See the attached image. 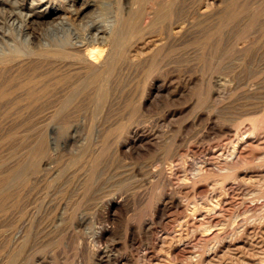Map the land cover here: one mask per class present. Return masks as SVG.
<instances>
[{
	"label": "rangeland",
	"instance_id": "obj_1",
	"mask_svg": "<svg viewBox=\"0 0 264 264\" xmlns=\"http://www.w3.org/2000/svg\"><path fill=\"white\" fill-rule=\"evenodd\" d=\"M155 1L156 3H158L160 0H95L94 5L85 7L88 13H92L95 10L98 11V19L101 20L100 22L110 23L111 19L113 27H117L113 32L114 37V34L117 33L115 38L116 40L113 38L114 41H110L109 43V45L112 46L111 50L113 49L111 60L113 57H117L115 59L113 58V63L114 61H117L116 68L113 70V75H111L112 72L109 75L106 74L105 79L109 77L110 82L113 81L112 79L116 80L115 83H120V88L117 90H111L110 95H108L109 91H106L105 93L96 91L93 88V85L94 87L96 85L98 86V83L91 82L90 79L88 80L89 75H86V77H84V74L80 76L79 80H83V78H86L87 80L85 81H90L91 84L88 82L85 88H81L82 90L79 89V86L76 88H67V83L65 85L67 89L64 87L59 89L60 91L57 90L53 83L54 79L51 78L48 74L46 75L47 70L45 69H48L47 64L40 63L39 59L38 62L30 66H25L17 71H12L14 73H11L10 70H5L0 67V264H119L116 261L117 257L120 258L123 262L126 260V257H129L127 258L126 262L121 264H144L145 261H152V264H154L155 261V264H206L204 255L207 253L206 251L209 250L210 245L209 243H205L204 241L202 242L201 240V242L197 241L198 234H195V232L192 231V227L186 226L185 223H181V221L184 222L186 220V213H181L179 216H177L176 213L173 214V212H175V209L171 208L168 210L169 213L167 212V214L165 215V219L163 220L164 222L153 219L154 229L148 237L141 234V224L143 221L150 220L151 216H149L148 213L151 215L153 203L159 199V192H161L162 190V187L159 186L160 184L156 185L154 184V182L146 181V179L148 178L147 180H150L149 178L151 170L157 172L164 170L168 172L167 167L171 165L168 168L169 171L171 170V168L180 167L178 168L180 170L179 172H181V170L183 172L180 173L181 178L179 179L181 180H178L179 182H184V177H187L188 180H190V176L193 173L196 174L197 167L201 163V161L208 160L213 156L210 151L215 147V145H220L219 142H221V145H224L227 142L228 143L226 145L231 144L229 142L230 140L228 139H231L232 136L229 135V133L225 130V124H232L234 133H236L235 131H238L240 129L239 132H237L239 133V135L248 133L250 130L247 128L248 123L246 122L249 121L244 118L255 113L260 114L264 109V102L260 103V105H263H261L262 107H258L257 111H259V113H251L254 107L252 105H249L250 103H248V101L250 100V98L246 99L247 94L243 91V89H237V87L235 86L234 83L236 81L234 80L233 72L230 69L231 67L224 69L228 67V60L233 57V54L229 47L227 48L228 44L231 42L233 29V20L230 6L226 7V10H223L219 14H216L214 17H211L208 20H204L205 22H197L199 23L196 24V29L198 30V32L196 30V34L193 38H191V40H182L180 41L181 44L180 42H176V45L174 44L172 46L171 50L168 53V58H165V61L168 63L166 65H163V68L162 65H159L158 67L157 65L153 64L154 68H157L152 73L153 77L156 79H153L152 75L150 76L149 74L151 69H153V65L152 68H149L151 64L150 66L147 65L148 67L146 66V68H143V70H140L142 69V67L129 66L127 62V52H129L130 56V54L137 55L140 51L150 49V46H152L151 44L153 42L155 43V39H158L160 37V33L158 32H160L161 27L166 25L165 23H167V25L170 24L171 26L174 24L172 27L179 28V26L181 25L180 23H182L184 20L182 18H185L189 14V12L191 13V15L196 14L197 10H201L206 6V3V7L211 8L216 5V0H161V2H159V5H156L155 3V6H158V12L160 13H158V16H156L153 14V12H150L151 10H153L152 5ZM151 2L153 4H151ZM60 3L64 4L65 6L58 5ZM30 5L31 0H26V6ZM50 5L52 7H56L55 10H53L54 14L46 15L45 17L41 18L42 21H40L42 23L38 21V23L32 22V26L35 30H41L42 27L48 23H46V21H49L56 14L61 13L70 15L69 17L72 18H70V20L74 21L75 25L78 26V28H82V31L79 29L81 32L87 30V27L85 26H87L88 16L85 14L72 15L71 12L66 8H70V6L75 7L77 5L80 8L82 7V0H51ZM129 6L131 7V9H129ZM195 7L198 9L196 10ZM102 9L104 10V12ZM192 12H194V14ZM181 15H183L184 17ZM2 17H4V15L0 13L1 21L4 20V18ZM154 18L155 20H153ZM82 19L83 21H81ZM82 22H84V24ZM78 23L80 24L78 25ZM81 24L83 27H81ZM83 28H85V30ZM111 43L116 46L111 45ZM223 46L225 47V49H223ZM222 49L224 50L223 53ZM116 50L117 52H114ZM137 51L138 53H136ZM188 58L190 60H188ZM169 60H171L170 62L174 63L173 66V63L169 64ZM172 60H174L175 62ZM189 62L192 65L193 63H195L194 66H192ZM224 64L226 65V67ZM118 65L122 69L119 68ZM127 69H129V71ZM224 71L226 74L222 73ZM123 72L124 74H121ZM135 72L137 73V75L135 74ZM190 74H192V76ZM228 75L229 77L230 75L232 77L229 78ZM197 76L199 77V79H197ZM217 76H223L224 78L229 79L226 80L227 82H225L223 85L219 83V80L217 81V79H219ZM116 77H119V79ZM188 79L190 82L188 81ZM170 80L172 82H170ZM192 80L197 81L193 82ZM125 81L129 85L126 84ZM124 83L126 87L124 86ZM44 85H52L54 87L46 90L44 89ZM149 85L151 87H148ZM230 85H232L233 88ZM28 86L32 87L33 89L30 90ZM146 88L147 91L145 90ZM118 90L121 91L119 92ZM94 95L96 96V99ZM144 98L146 99L147 103L145 107H142L141 101ZM95 100H97V103L95 102ZM260 100L264 101V95ZM242 102H245L246 104H243ZM102 107H104V109ZM97 108H99L100 110L106 109L105 112L101 110L106 114H103ZM259 108H262V111ZM97 110L98 112H96ZM199 110L200 112H204L206 114L208 112L212 113L213 117L211 119V125L207 124V117L205 116L201 119H195L196 114L199 112ZM228 110L232 111V113ZM246 111L247 113H245ZM243 113H245V115ZM172 119L174 120L173 122ZM185 120L187 123L185 122ZM214 122L216 123V125ZM101 123H104V126ZM140 123H146V125L150 123L148 127L153 132V137H151L149 141H146L149 145L138 142L137 146L140 145L139 148L137 147V149H134L133 152L132 149H130L128 151H125V153L122 149L119 148V141H121V143H125L127 140H129V137H131L130 130L132 129V126H135L137 124L139 125ZM96 126L99 127V133L95 132V130L93 131L91 128H95ZM168 126H171V128H169ZM101 128L102 133H100ZM241 130H243L242 133ZM103 133L104 135H102ZM97 134L101 136L97 137ZM158 140L160 142H158ZM90 142H94L95 144H90ZM201 144L203 146H201ZM142 145L145 146L146 149H144L145 147L143 148ZM192 145L194 148L190 149ZM205 145L206 147L208 146L207 152ZM201 147L203 148L202 150L200 149ZM175 149L179 151V153ZM145 150H147L148 153ZM182 151H185L186 153L184 152L183 154ZM196 151H198V153H196ZM123 152L125 153V155H123ZM138 152L140 153L138 154ZM92 153L95 154L92 155ZM128 153L130 154V157ZM134 153L136 154V156ZM177 155V159H182L180 161L176 160L177 162H175L174 157ZM88 160L92 163L88 162ZM160 162L161 164H159ZM167 163L170 164L168 165ZM172 164H174L173 167ZM153 166L156 168H151ZM78 167H80L81 169H79ZM253 168L260 170L263 169V167L261 166H256ZM125 169L126 171H123ZM67 171L68 173H70L68 174ZM119 171L120 173L122 171L123 172L119 174ZM145 171H148L149 173H146ZM259 172L261 171H255V174L251 175L248 179V184H252L250 185V188L252 190L251 192H253L254 195H259L260 190L264 188V176L262 173L263 171L261 173ZM114 173L118 175L115 174V177ZM186 173H188V175H186ZM254 175H256L257 177ZM121 176L125 179H122ZM105 177L110 178H106L105 180ZM215 177L218 176H216L214 172H210L208 176L200 182L205 183L210 189L216 188L218 191H221L224 182L220 183L221 181L216 180L218 184L215 183ZM119 178L123 181L121 182ZM94 181L95 183H93ZM209 181H211V183ZM254 181H257V183H254ZM212 182L217 187L213 185ZM117 184H125V186H118ZM100 187H103V189L100 190ZM149 187L151 188L149 189ZM94 188H96V190ZM97 188L99 191L97 190ZM157 189H160V191L158 192ZM254 189L256 191L258 190L259 193ZM103 190H106V193L108 191L110 193H113L114 191V193L116 194L124 195V199L122 201H125V204L121 201V203L118 205H108L106 201H103V198L102 200L100 198L104 193ZM94 191L97 192H95L96 195L101 194L100 197L98 195L99 199L97 198V196H95ZM144 193L147 195H144ZM142 195L144 196L142 197ZM200 195L201 196L197 198L199 199V201H201V199H209V197L207 196V198L205 194ZM190 197L191 195L188 198ZM188 198H185V200H187ZM60 199L61 202H59ZM97 199L99 202L97 201ZM93 201H95V204ZM96 201L98 203H96ZM120 207L121 209H119ZM61 210H63L64 213ZM97 210L99 211L98 213H96ZM244 212L246 213V215H248L247 212L251 214L252 210H247ZM244 212H242L240 216L245 215ZM146 215H148L150 218ZM232 219L233 218L224 223L225 225H227L223 226V224V227L221 226L220 229L222 230L221 234L223 233L221 236H223V239H225L224 242L228 243L231 239L233 244L231 245V247H229L232 248V250L227 248L230 251H227V253L225 251V255H223L222 257L223 259L220 260L221 264H264V235L262 234V240L253 239L248 234L243 235L242 239L244 238V241H247L245 242L246 246L244 247V253L240 255L237 248L235 247V244L237 242H235L233 238H229L231 236L234 237L231 233V230L234 228L233 226L238 223V220L233 219L232 222ZM103 222H105L106 224ZM131 222L136 224L135 234L137 238H135L134 245L130 241L128 229V225ZM163 223H165L166 225ZM233 223L235 225H232ZM103 224L108 225L109 227L111 225L110 231L104 234L101 237L102 239L97 238L95 239L97 241L92 240L93 242H90L88 233L90 232L89 230H91V227L105 226ZM164 225L167 228L169 227L168 229L171 230H168ZM227 229H229L230 231ZM28 230L30 231L31 235L29 234ZM178 231L183 232L181 233L182 235H190L191 238L188 236V239L191 240V242H189L192 245L193 251H195L192 254V258H190V256L189 258H186L184 260L182 258L184 256L180 258V256H177L175 253H173V255L175 254L177 256L176 257L174 255L175 258H177L175 259L173 256H171L172 252L169 253L170 248H167L169 247V244H167L170 242L169 238L173 235H177L179 233ZM191 231L193 232V234ZM156 232L158 233L155 234ZM16 233L17 235H15ZM159 234L166 236L168 239L164 241L161 238L157 239V236H159ZM224 234L226 236H224ZM259 234L261 235V233ZM85 237L88 238L86 239V241ZM144 238L148 240H145ZM175 239H177V237H175ZM87 240L89 241L87 242ZM194 240H196L198 243ZM93 243H96L95 246L101 245L106 253L103 252L102 254H96V256L94 257L95 253L92 252L94 246ZM138 243L140 245H138ZM194 244L196 247L193 246ZM247 245L248 249H246ZM105 247L108 249L106 250ZM250 248L253 250V252H251L252 250ZM152 253L153 255L156 254L155 257L152 255ZM244 254L245 256H243ZM101 257L105 259V261L99 263L98 260L101 259ZM106 257L109 259H107ZM261 257L262 259H260ZM172 258L174 259V261ZM150 259L151 261H149ZM113 260L115 263H113ZM255 260L259 262H255Z\"/></svg>",
	"mask_w": 264,
	"mask_h": 264
},
{
	"label": "bare ground",
	"instance_id": "obj_2",
	"mask_svg": "<svg viewBox=\"0 0 264 264\" xmlns=\"http://www.w3.org/2000/svg\"><path fill=\"white\" fill-rule=\"evenodd\" d=\"M60 1V0H58ZM65 1V0H64ZM113 1V0H112ZM135 1V0H134ZM151 1V0H150ZM167 1V0H166ZM169 1V0H168ZM121 2V1H120ZM124 2V1H123ZM122 2V3H123ZM128 2V1H127ZM161 2V0L159 1ZM159 2H151L153 10L150 12L156 16H158V6ZM214 2V1H213ZM51 0H31V5L26 6V0H0V13L4 15V20H0V67L3 69L10 70L11 73H14L12 71L14 70H19L22 69L23 67L30 66L36 62H38V59L40 63L42 64H47L48 69L46 71V75L48 74L51 78H53V83L54 86L57 90L64 88L66 83H67V88L68 87H80L85 88L88 84V82H97L98 86L96 85L93 88L96 91L99 92H106L111 90H117L119 89L120 83H115L116 80L112 79L110 82L109 77L105 79L106 74L113 75V70L116 68V62L114 61L113 63V58L111 60V55H112V50L109 45L110 41H114L116 38L117 33H115V37L113 36L114 29L116 30L117 27H113L112 21L110 19V23H102L100 22L101 20L98 19V11H94L92 13H88L85 7L87 6H92L95 4V0H82V7H71L68 8L66 7L72 15H77V14H85L88 16L87 18V30L84 32L82 31V28H78V26L75 25L74 21H71L69 17L70 15H67L65 13L61 14H56L53 16L49 21H46L47 24H45L41 30H35L32 26V22H41V18L45 17L46 15H51L54 14L53 10H55L56 7H52L50 5ZM67 3V2H66ZM134 3V2H133ZM163 3V1H162ZM161 3V5H162ZM165 3V1H164ZM65 4V2H64ZM64 4H58L60 6H65ZM114 4V3H113ZM121 4V3H120ZM205 4V3H204ZM215 4V3H214ZM167 5V4H164ZM188 5V4H187ZM211 5V4H210ZM105 6V5H103ZM135 6V5H134ZM185 6V5H184ZM207 6V3H206ZM204 7L201 10H197V13L194 15L189 14L185 17L182 18L184 19L179 28H174L170 24L161 27L160 29V37L156 40L155 43L151 44L150 49H146L144 51H138L137 55H131L129 56V52H127V62L129 66H136V67H142L146 68L147 65L151 66L149 68H152V65H166L168 62L165 61V58L168 56L169 51L171 50L172 46L176 42L180 41H185L186 39L193 38L195 36L196 32V24H199L197 22L202 23L205 22L204 20H208L211 17H214L216 14H219L223 10H226L228 6L231 8V15H232V20H233V29H232V37H231V42L228 44L226 43L227 48L231 50L233 57H231L230 60H228V67H225L224 69L230 68L231 71L233 72L234 75V81L235 86L237 89L241 88L243 91L247 94L246 99L250 98L248 103L249 105H252L254 108L251 113L257 112L259 113L258 107H260V103L264 102L261 101V97L264 95V0H216V5L214 7ZM43 7V8H42ZM97 7V6H96ZM65 8V7H64ZM84 8V9H83ZM101 8V7H100ZM124 9V7H123ZM122 9V10H123ZM128 9V8H127ZM129 9L131 7L129 6ZM152 9V8H150ZM91 10V9H90ZM94 10V9H93ZM103 10V9H102ZM149 10V9H148ZM189 10V9H188ZM191 10V9H190ZM195 10V9H194ZM193 10V11H194ZM106 11V10H105ZM130 11V10H129ZM228 11V10H227ZM104 12V10H103ZM161 12V11H160ZM182 12V11H181ZM185 13V11H184ZM183 13V14H184ZM69 14V13H68ZM151 14V15H153ZM160 14V13H159ZM180 14V13H179ZM183 16V15H181ZM76 17V16H75ZM148 17V16H147ZM184 17V16H183ZM1 18V19H2ZM106 18V17H105ZM111 18V16H110ZM156 18V17H155ZM155 18L153 20H155ZM216 18V17H215ZM72 19V18H71ZM74 19V18H73ZM149 19V18H148ZM41 20V21H40ZM75 20V19H74ZM80 20V19H79ZM107 20V19H106ZM109 20V19H108ZM38 21V22H37ZM83 21V19L81 20ZM80 21V22H81ZM179 21V20H178ZM182 21V20H181ZM219 21V20H218ZM45 22V21H43ZM77 22V20H76ZM79 22V21H78ZM86 22V20H85ZM172 22V21H171ZM170 22V23H171ZM42 23V22H41ZM40 23V25H41ZM84 24V22H82ZM159 23V22H158ZM169 23V22H168ZM80 23H78L79 25ZM117 24V23H116ZM34 25V24H33ZM178 25V24H177ZM115 26V25H114ZM176 26V25H175ZM199 26V25H198ZM38 27V26H37ZM81 27L82 24H81ZM206 27V26H205ZM36 28V26H35ZM203 28V27H202ZM78 29V30H77ZM81 31H80V30ZM85 30V28H83ZM202 30V29H201ZM159 31V30H158ZM231 31V29H230ZM116 32V31H115ZM198 32V30H197ZM204 32V30H203ZM207 32V31H206ZM230 34V33H229ZM113 36V37H112ZM158 37V36H157ZM113 40H112V39ZM154 39V38H153ZM220 39V38H219ZM225 39V38H224ZM116 40V39H115ZM226 40V39H225ZM230 40V39H229ZM217 41V40H216ZM115 43V42H114ZM131 43V42H130ZM133 44V42H132ZM146 44V43H145ZM181 44V42H180ZM212 44V43H211ZM111 45L116 46L111 43ZM123 45V44H122ZM131 45V44H130ZM176 45V44H175ZM179 45V43H178ZM130 47V46H128ZM224 47V46H223ZM114 48V47H113ZM149 48V47H148ZM194 48V47H193ZM116 49V48H115ZM129 49V48H128ZM225 49V47L223 48ZM222 49V50H223ZM227 49V50H229ZM124 50V48H123ZM132 50V49H131ZM127 51V50H126ZM189 51V50H188ZM114 52H117L114 51ZM194 52V51H193ZM192 52V53H193ZM224 50L222 51V53ZM188 53V52H187ZM221 53V55H222ZM115 54V53H114ZM121 54V53H119ZM126 54V53H125ZM197 54V53H196ZM195 54V55H196ZM231 54V53H230ZM172 55V54H171ZM188 55V54H187ZM114 56V55H113ZM173 56V55H172ZM170 57V56H169ZM188 57V56H187ZM115 58H117L115 56ZM114 58V59H115ZM123 58V57H122ZM168 58V57H167ZM225 58V57H224ZM171 59V58H170ZM175 59V58H174ZM124 60V59H123ZM188 60H190L188 58ZM195 60V59H194ZM165 61V62H164ZM171 60H169L170 62ZM174 61V60H172ZM175 62V61H174ZM188 62V61H187ZM191 62V61H190ZM189 62V63H190ZM195 62V61H194ZM173 62H170L171 64ZM177 63V60H176ZM179 63V62H178ZM196 63V62H195ZM192 66H194V64ZM120 64V63H119ZM123 65V64H122ZM151 69L150 71V76L152 75L153 71L156 70L154 68ZM174 63L172 64V66ZM197 65V64H196ZM119 66V65H118ZM126 66V65H125ZM156 66V67H157ZM182 66V65H181ZM187 66V65H186ZM123 67V66H122ZM128 67V66H127ZM148 67V66H147ZM179 67V66H178ZM0 68V69H1ZM119 68H121L119 66ZM129 68V67H128ZM122 69V68H121ZM165 69V67H164ZM222 69V70H224ZM119 70V69H118ZM129 71V69H127ZM162 70V69H160ZM189 70V69H188ZM116 71V70H115ZM114 71V72H115ZM120 71V70H119ZM118 71V72H119ZM124 71V70H123ZM133 71V70H132ZM148 71V69H147ZM201 71V70H199ZM3 72V71H2ZM22 72V71H21ZM117 72V71H116ZM122 72V70H121ZM186 72V71H185ZM228 72V71H226ZM142 73V72H141ZM147 73V72H146ZM145 73V74H146ZM218 73V72H217ZM221 73V71H220ZM223 74L225 73L222 72ZM8 74V73H7ZM84 74V77L86 75H89L88 80L90 81H85L87 80L86 78L83 80H79L80 76ZM115 74V73H114ZM118 74V73H116ZM121 74H124L121 73ZM137 75V73L135 72ZM134 74V75H135ZM144 74V76H145ZM222 74V75H223ZM226 74V73H225ZM228 74V73H227ZM120 75V74H119ZM126 75V74H125ZM158 75V74H157ZM192 76V74H190ZM221 75V74H220ZM232 75V74H231ZM230 75V77H232ZM19 76V74H18ZM115 76V75H114ZM121 76V75H120ZM123 76V75H122ZM129 76V75H128ZM133 76V75H132ZM131 76V77H132ZM156 76V75H155ZM184 76V75H183ZM225 76V75H224ZM227 76V75H226ZM9 77V76H8ZM11 77V76H10ZM49 77V78H50ZM142 77V76H141ZM153 77V75H152ZM151 77V78H152ZM176 77V76H175ZM185 77V76H184ZM188 77V76H187ZM198 77V76H197ZM218 77V76H217ZM216 77V79H217ZM229 77V75H228ZM229 77V78H230ZM46 78V77H44ZM115 78V77H114ZM119 79V77H116ZM147 78V77H146ZM172 78V77H171ZM177 78V77H176ZM190 78V77H189ZM193 78V77H192ZM220 84H223L227 82L226 78L223 76H219ZM7 79V77H6ZM121 79V77H120ZM128 79V78H127ZM153 79H156L153 77ZM162 79V78H161ZM167 79V78H166ZM199 79V77L197 78ZM232 79V78H231ZM49 80V79H48ZM52 80V79H50ZM106 80V81H105ZM125 80V79H124ZM150 80V79H149ZM152 80V79H151ZM212 80V79H211ZM233 80V79H232ZM118 81V80H117ZM131 81V80H130ZM146 81V80H145ZM174 81V80H173ZM187 81V79H186ZM189 81V79H188ZM193 81V80H192ZM197 81V80H195ZM193 81V82H195ZM214 81V80H213ZM2 82V81H1ZM123 82V81H122ZM126 82V81H125ZM151 82V81H150ZM170 82H172L170 80ZM190 82V81H189ZM207 82V81H206ZM153 83V82H152ZM215 83V82H214ZM51 84V83H50ZM91 84V83H90ZM126 84H128L126 82ZM149 84V83H148ZM147 84V85H148ZM170 84V83H167ZM189 84V83H188ZM206 84V83H205ZM233 84V82H232ZM33 85V84H32ZM123 85V84H122ZM129 85V84H128ZM158 85V84H157ZM166 85V84H165ZM196 85V84H194ZM52 86V85H51ZM50 85H44V89H50L53 88L54 86L51 87ZM125 86V83H124ZM134 86V85H133ZM232 86V85H230ZM29 87V86H28ZM89 87V85H88ZM126 87V86H125ZM148 87H151L150 85ZM147 87V88H148ZM164 87V86H163ZM225 87V86H224ZM30 90H32V87H29ZM66 88V87H65ZM66 88V89H67ZM72 88V89H73ZM147 88L145 89L147 91ZM233 88V86H232ZM92 89V88H91ZM90 89V90H91ZM93 89V90H94ZM140 89V87H139ZM149 89V88H148ZM236 89V88H235ZM65 90V89H63ZM62 90V91H63ZM74 90V89H73ZM82 90V89H81ZM84 90V89H83ZM124 90V89H123ZM190 90V89H189ZM205 90V89H204ZM4 91V90H3ZM60 91V90H59ZM75 91V90H74ZM95 91V92H96ZM119 91V90H118ZM121 91V90H120ZM119 91V92H120ZM145 91V92H146ZM150 91V90H149ZM158 91V90H157ZM115 92V91H114ZM191 92V91H190ZM59 93V92H58ZM92 93V92H91ZM147 94V93H146ZM149 94V93H148ZM161 94V93H160ZM159 94V95H160ZM175 94V93H174ZM215 94V93H214ZM183 95V94H182ZM189 95V94H188ZM212 95V94H211ZM95 96V95H94ZM146 96V95H145ZM148 96V95H147ZM216 97V96H215ZM88 99V98H87ZM96 99V96H95ZM145 99V98H144ZM141 101V106L145 107L146 106V99ZM154 99V98H153ZM157 99V98H156ZM177 99V98H176ZM217 99V98H216ZM263 99V98H262ZM155 100V99H154ZM158 100V99H157ZM178 100V99H177ZM214 100V99H213ZM94 101V100H93ZM97 100H95L96 102ZM99 101V100H98ZM195 101V100H194ZM79 102V101H78ZM94 102V104H95ZM101 102V99H100ZM154 102V101H153ZM213 102V101H212ZM246 102V101H245ZM243 104H246V103ZM97 103V102H96ZM182 103V102H181ZM24 105V104H23ZM93 105V103H92ZM101 105V104H100ZM104 106V105H103ZM209 106V105H208ZM237 106V105H236ZM248 106V105H247ZM263 106V105H262ZM261 106V107H262ZM112 107V106H111ZM188 107V106H187ZM193 107V106H192ZM243 107V106H242ZM91 108V107H90ZM94 108V107H93ZM104 109V107H102ZM106 108V107H105ZM110 108V107H108ZM231 108V107H230ZM249 108V107H248ZM99 109V108H97ZM101 109L103 112L105 110ZM172 109V108H171ZM211 109V108H210ZM209 109V110H210ZM229 109V108H228ZM247 109V108H246ZM251 109V108H250ZM260 109V108H259ZM262 109V108H261ZM260 109V110H261ZM92 110V109H91ZM100 110V109H99ZM100 110V112H102ZM93 111V110H92ZM168 111V110H167ZM175 111V110H174ZM189 111V110H188ZM198 111V110H197ZM229 111V110H228ZM262 111V110H261ZM260 111V112H261ZM98 112V110L96 111ZM102 112V113H103ZM232 113V111H229ZM228 112V114H229ZM149 113V112H148ZM170 113V112H169ZM190 113V112H189ZM226 113V112H225ZM237 113V112H236ZM247 113V111L245 112ZM245 113H243L245 115ZM250 113V114H251ZM106 114V113H103ZM111 114V113H109ZM219 114V113H218ZM227 114V113H226ZM181 115V114H179ZM224 115V114H223ZM92 116V115H91ZM95 116V115H94ZM147 116V115H146ZM207 117V124L211 125V119H212V113L208 112L207 114L204 112H199L196 114L195 119H201L202 117ZM234 116V115H233ZM107 117V116H106ZM164 117V116H163ZM168 117V116H167ZM231 117V116H230ZM237 117V116H236ZM93 118V117H92ZM234 118V117H233ZM149 119V118H148ZM157 119V118H156ZM182 119V118H181ZM191 119V118H190ZM206 119V118H203ZM225 119V118H224ZM229 119V117H228ZM244 119L248 120L249 122L247 125V128L250 130L248 133H244L239 135V130L235 131L236 133L233 132V126L232 124H225L224 128L225 130L231 135V139L229 143L230 145H215L214 148L211 149V153L213 156L209 158L208 160H203L197 167L196 174H193L190 176V180H188L187 177H184V182H179L178 180H181V172L178 168H171L169 171L167 167V171H154L151 170L150 172V180L146 181H151L154 182V184L159 185L162 187L161 192L160 189H157L159 192V199L156 200L153 203L152 210H151V215L148 213L149 216H151L150 220L143 221L141 224V234L144 236L148 237L150 233L154 229V221L153 219H157L159 221L164 222L163 220L165 219V215L167 214L169 209H175V212L177 216H179L181 213H186L187 218L185 217V221H181V223H185L186 226L192 227V231L195 232V234H198V240L197 241H204L205 243H209V250L206 251L204 255V260L206 261V264H221L220 260L223 259V255H225V251L229 252L232 248V240L228 243H225L223 239L224 237L221 236V226L228 222L231 218L238 220V223L236 225L234 224L235 221L232 225L234 228L231 230V233L233 234L234 237H229L233 238L235 242H237L235 247L237 248L238 252L240 255H242L244 252V247L246 246L244 241V238L242 239L243 235H250L253 239L257 240H262L264 235V188L260 190V193L258 190L255 191L259 193V195H254L253 192H251L250 185L248 184V179L250 178L251 175L255 174V171H263V176H264V109L260 114H252L248 117H245ZM96 120V119H95ZM100 120V119H99ZM146 120V118H145ZM152 120V119H151ZM150 120V121H151ZM171 120V119H170ZM177 120V119H176ZM189 120V119H188ZM232 120V119H231ZM230 120V121H231ZM140 121V120H139ZM164 121V120H163ZM174 120L172 119V122ZM191 121V120H190ZM197 121V120H196ZM201 121V120H200ZM204 121V120H203ZM145 122V121H144ZM147 122V121H146ZM169 122V123H172ZM186 122V120H185ZM227 122V121H226ZM133 123V122H132ZM152 123V122H151ZM156 123V121H155ZM184 123V122H183ZM187 123V122H186ZM191 123V122H190ZM189 123V124H190ZM215 123V122H214ZM213 123V124H214ZM237 123V122H236ZM102 124V123H101ZM104 124V123H103ZM102 124V125H103ZM115 124V123H114ZM150 124V123H149ZM148 124V125H149ZM185 124V123H184ZM223 124V123H222ZM99 125V123H98ZM148 125L145 124H137L135 126H132V129L130 130V135L129 140H127L125 143L119 144V148L122 149L124 152L128 151L130 149L133 150L139 148L140 145L137 146L138 142H141L142 144L145 143V145H149L146 141H149L151 137H153V132L151 129H149ZM216 125V123H215ZM238 125V124H237ZM236 125V128H237ZM78 126V125H77ZM101 126V125H100ZM104 126V125H103ZM172 126V125H171ZM171 126H168L171 128ZM188 126V125H187ZM74 127V126H73ZM102 127V126H101ZM186 127V126H185ZM214 127V126H213ZM212 127V128H213ZM75 128V127H74ZM92 130L97 133H99V127L96 126L95 128L91 127ZM105 128V127H104ZM211 128V127H210ZM220 129V128H219ZM100 133H102V128L100 129ZM104 130V129H103ZM170 130V129H169ZM247 130V129H246ZM188 131V130H187ZM243 130H241L242 133ZM245 131V130H244ZM248 131V130H247ZM155 132V130H154ZM233 132V133H232ZM126 133V132H125ZM158 133V132H157ZM159 134V133H158ZM157 134V135H158ZM95 135V134H94ZM104 135V133L102 134ZM155 135V134H154ZM228 135V136H229ZM101 135L97 134V137ZM162 136V135H161ZM176 136V135H175ZM91 137V136H90ZM96 137V138H97ZM93 138V137H92ZM156 138V137H155ZM228 138V137H226ZM95 139V138H94ZM128 139V137H127ZM157 139V138H156ZM167 139V138H166ZM179 139V138H178ZM165 140V139H164ZM180 140V139H179ZM92 141V139H91ZM94 141V140H93ZM117 141V143H118ZM153 141V140H151ZM155 141V139H154ZM226 141V140H225ZM95 142V141H94ZM92 142L93 144H95ZM100 142V141H99ZM158 142H160L158 140ZM90 142V144H92ZM97 143V142H96ZM178 143V142H177ZM225 143V142H223ZM151 144V143H150ZM81 145V144H80ZM178 145V144H176ZM182 145V144H181ZM180 145V146H181ZM196 145V144H195ZM102 146V145H101ZM116 146V145H115ZM143 146V145H142ZM176 146V147H180ZM198 146V145H197ZM200 146V145H199ZM201 146H203L201 144ZM90 147V146H89ZM99 147V146H98ZM96 147V148H98ZM145 146H143L144 148ZM149 147V146H148ZM185 147V146H184ZM191 147V146H189ZM188 147V148H189ZM206 147V145H205ZM204 147V148H205ZM208 147V146H207ZM207 147H206V152H207ZM86 148V147H85ZM102 148V147H101ZM150 148V147H149ZM156 148V147H155ZM194 148L193 145L190 149ZM197 148V147H196ZM146 149V147L144 148ZM185 149V148H184ZM201 150L203 149L202 147L200 148ZM89 150V149H88ZM100 150V149H99ZM116 150V148H115ZM176 150V149H175ZM189 150V149H188ZM196 150V149H195ZM199 150V149H198ZM91 151V150H90ZM118 151V150H117ZM121 151V150H120ZM147 151V150H145ZM143 151V152H145ZM177 151V150H176ZM186 151V150H185ZM184 151V152H185ZM92 152V151H91ZM122 152V151H121ZM123 152V153H124ZM179 153V151H177ZM182 151V153L184 154ZM200 152V151H199ZM97 153V152H96ZM126 153V152H125ZM125 153L123 155H125ZM140 152H138L139 154ZM148 153V151H147ZM186 153V152H185ZM194 153V152H193ZM198 153V151H196ZM95 153H92L94 155ZM129 154V153H128ZM135 154V153H134ZM173 154V153H172ZM192 154V153H191ZM211 154V155H212ZM142 155V154H141ZM181 155V154H180ZM136 156V154H135ZM134 156V157H135ZM197 156V155H196ZM130 157V154H129ZM85 158V157H84ZM105 158V157H104ZM178 155L174 157L175 162H177ZM185 158V157H184ZM193 158V157H192ZM207 158V157H206ZM51 159V158H50ZM130 159V158H129ZM182 159V158H181ZM180 159V160H181ZM204 159V158H203ZM77 160V159H76ZM171 160V159H170ZM173 160V159H172ZM179 160V161H180ZM87 161V159H86ZM120 161V160H119ZM88 162H90L88 160ZM132 162V161H131ZM152 162V161H151ZM150 162V163H151ZM92 163V162H90ZM120 163V162H119ZM154 163V162H153ZM174 163V162H173ZM152 164V163H151ZM155 164V163H154ZM158 164V163H157ZM161 164V162L159 163ZM175 164V163H174ZM172 164V167L173 165ZM108 165V164H107ZM156 165V164H155ZM177 165V164H175ZM180 165V164H179ZM51 166V165H50ZM157 166V165H156ZM160 166V165H159ZM178 166V165H177ZM256 166H261L263 169H254L253 167ZM105 167V166H104ZM107 167V166H106ZM144 167V166H143ZM81 169L80 167H78ZM132 168V167H131ZM151 168H156V167H151ZM76 169V168H75ZM129 169V168H128ZM147 169V168H146ZM70 170V169H69ZM114 170V169H113ZM137 170V169H136ZM149 170V169H148ZM156 170V169H155ZM78 171V170H77ZM123 171H126L123 170ZM122 171V172H123ZM130 171V170H129ZM133 171V170H132ZM138 171V170H137ZM142 171V170H141ZM159 171V170H158ZM121 172V173H122ZM136 172V171H135ZM139 172V171H138ZM146 172V171H145ZM148 172V171H147ZM146 172V173H147ZM210 172H214L216 176L214 178L215 183L216 180L221 181L220 183L224 182L223 187L221 188L222 190L218 191L216 188H208V186L205 183L200 182L201 180L205 179ZM259 172V173H261ZM68 173V171H67ZM70 173V172H69ZM68 173V174H69ZM113 173V172H112ZM111 173V174H112ZM119 174L120 171L118 172ZM149 173V172H148ZM183 173V172H182ZM72 174V172H71ZM103 174V173H102ZM110 174V173H109ZM116 173H114L115 175ZM126 174V172H125ZM128 174V173H127ZM137 174V173H135ZM143 174V173H142ZM141 174V175H142ZM104 175V174H103ZM118 175V174H116ZM115 175V177H116ZM130 175V174H129ZM140 175V176H141ZM144 175V174H143ZM188 175V173H186ZM81 176V175H80ZM134 176V173H133ZM137 176V175H136ZM139 176V177H140ZM256 176V175H254ZM260 176V175H259ZM258 176V177H259ZM100 177V176H99ZM113 177V175H112ZM122 177V176H121ZM142 177V176H141ZM183 177V175H182ZM214 177V176H212ZM211 177V178H212ZM257 177V176H256ZM67 178V177H66ZM103 178V177H102ZM110 177H105L104 179ZM118 178V177H117ZM130 178V177H129ZM128 178V179H129ZM120 179V178H119ZM122 179H125L122 177ZM142 179V178H141ZM210 179V178H209ZM259 179V178H258ZM63 180V179H62ZM83 180V179H82ZM114 180V179H113ZM116 180V179H115ZM121 180V179H120ZM183 180V179H182ZM263 180V179H262ZM77 181V180H76ZM103 181V180H102ZM117 181V180H116ZM115 181V182H116ZM123 180H121L122 182ZM144 181V180H143ZM212 181V180H211ZM211 181H209L211 183ZM213 181V182H214ZM260 181V180H259ZM100 182V181H99ZM109 182V181H107ZM206 182V181H205ZM212 182V184H213ZM95 183V181L93 182ZM120 183V182H119ZM148 183V182H147ZM219 183V184H220ZM254 183H257V181ZM108 184V183H107ZM218 184V183H217ZM79 185V184H78ZM77 185V186H78ZM118 185V184H117ZM120 185V184H119ZM118 185V186H119ZM122 186L125 184H121ZM120 185V186H121ZM211 185V184H210ZM215 185V184H213ZM62 186V185H61ZM102 186V184H101ZM152 186V185H151ZM216 186V185H215ZM60 187V186H59ZM98 187V186H97ZM158 187V186H157ZM159 187V188H160ZM212 187V186H211ZM217 187V186H216ZM220 187V186H219ZM254 187V186H253ZM259 187V186H258ZM264 187V186H263ZM101 188V187H100ZM147 188V187H146ZM151 187H149L150 189ZM60 189V188H59ZM96 190V188H94ZM103 187L100 189L102 190ZM113 189V188H112ZM123 189V188H122ZM144 189V188H143ZM98 190V188H97ZM114 190V189H113ZM117 190V189H116ZM126 190V189H125ZM148 190V189H147ZM253 190V191H254ZM54 191V190H53ZM92 191V190H91ZM99 191V190H98ZM106 191V190H105ZM103 190V195L95 194L96 191H94L95 196L98 195L99 197L103 198V201H106L108 205H118L121 203V201L124 199V195L122 194H116L110 193L109 191L106 193ZM141 191V190H140ZM151 191V190H150ZM56 192V191H55ZM70 192V191H69ZM112 192V191H111ZM133 192V191H132ZM146 192V191H145ZM50 193V192H49ZM97 193V192H96ZM102 193V192H101ZM118 193V192H117ZM150 193V192H149ZM143 194V193H142ZM200 194H205L206 197L208 196L209 199H197ZM127 195V194H126ZM133 195V193H132ZM144 195H147L144 193ZM142 195V197L144 196ZM191 195L190 198H188ZM204 195V197H205ZM203 196V195H202ZM126 197V196H125ZM130 197V196H129ZM148 197V196H146ZM207 197V198H208ZM96 198V197H95ZM131 198V197H130ZM129 198V199H130ZM158 198V197H157ZM185 198H188L185 200ZM29 199V198H28ZM90 199V198H89ZM99 199V198H98ZM97 199V201H98ZM34 200V199H33ZM100 200V201H101ZM146 200V199H145ZM27 201V200H26ZM96 201V203H98ZM61 202V199L60 201ZM95 204V201H93ZM125 202V201H124ZM122 201V203H124ZM65 203V202H64ZM91 203V201H90ZM101 203V202H100ZM59 204V203H58ZM104 204V203H103ZM125 204V203H124ZM127 204V203H126ZM47 205V204H46ZM63 206V205H62ZM95 206V205H94ZM97 206V205H96ZM99 206V205H98ZM22 207V205H21ZM46 207V206H45ZM59 207V206H58ZM65 207V206H64ZM104 207V205H103ZM107 207V206H106ZM95 208V207H93ZM123 208V207H122ZM150 208V207H149ZM48 209V208H46ZM62 209V208H61ZM70 209V208H69ZM85 209V208H84ZM98 209V208H97ZM121 209V207L119 208ZM127 209V208H126ZM132 209V208H131ZM45 210V209H44ZM247 210H252V213H246L244 211ZM63 211V210H61ZM90 211V210H89ZM96 211V210H95ZM116 211V210H115ZM131 211V210H130ZM148 211V210H147ZM35 212V211H34ZM69 212V211H68ZM99 211L97 210L96 213ZM149 212V211H148ZM242 212L245 213V215L240 216ZM62 213V212H61ZM64 213V211H63ZM95 213V214H96ZM122 213V212H121ZM125 213V212H124ZM169 213V212H168ZM36 214V213H35ZM93 214V213H92ZM102 214V213H101ZM171 214V213H170ZM169 214V215H170ZM250 214V215H249ZM60 215V214H59ZM58 215V216H59ZM109 215V214H108ZM172 215V214H171ZM32 216V215H31ZM30 216V217H31ZM41 216V215H40ZM85 216V215H84ZM93 216V215H91ZM89 216V217H91ZM125 216V215H124ZM174 216V215H173ZM172 216V217H173ZM240 216V217H238ZM29 217V218H30ZM82 217V216H81ZM97 217V216H96ZM94 217V218H96ZM182 217V215H181ZM35 218V216H34ZM33 218V220H34ZM47 218V217H46ZM62 218V217H61ZM93 218V219H94ZM147 218V217H146ZM135 219V218H134ZM148 219V218H147ZM232 219V222H233ZM62 220V219H61ZM80 220V219H79ZM83 220V219H82ZM96 220V219H95ZM146 220V219H145ZM184 220V217H183ZM31 221V220H30ZM121 221V220H120ZM132 221V220H131ZM134 221V220H133ZM32 222V221H31ZM30 222V223H31ZM95 222V221H94ZM106 222V221H105ZM103 222V223H105ZM108 222V221H107ZM34 223V222H33ZM61 223V222H60ZM118 223V222H117ZM161 223V222H160ZM159 223V224H160ZM177 223V222H176ZM99 224V223H98ZM96 224V225H98ZM106 224V223H105ZM103 224V225H105ZM165 224V223H163ZM162 224V225H163ZM168 224V223H167ZM172 224V223H171ZM35 225V224H34ZM166 225V224H165ZM164 225V226H165ZM183 225V224H182ZM227 225V224H226ZM225 224L223 226H226ZM23 226V225H22ZM65 226V225H64ZM163 226V227H164ZM169 226V225H167ZM181 226V224H180ZM179 226V227H180ZM222 226V227H223ZM231 226V225H230ZM111 227V225H110ZM108 225L101 226V227H96L92 226L90 232L88 233V238L90 239V242L92 240H95L97 238H101L104 234L108 233L110 231V228ZM166 227V226H165ZM183 227V226H182ZM167 228V227H166ZM169 228V227H168ZM167 228V229H168ZM225 228V227H224ZM222 228V229H224ZM20 229V228H19ZM82 229V228H81ZM80 229V230H81ZM129 229V235H130V241L134 245L136 234H135V229H136V224L131 222L128 225ZM179 229V228H176ZM231 229V228H230ZM24 230V229H23ZM114 230V229H112ZM171 230V229H168ZM167 230V231H168ZM173 230V229H172ZM183 230V229H182ZM191 230V228H190ZM229 230V229H227ZM15 231V230H14ZM29 231V230H28ZM83 231V230H82ZM181 231V230H179ZM178 231V232H179ZM188 231V229H187ZM186 231V232H187ZM191 231V232H192ZM230 231V230H229ZM228 231V232H229ZM7 232V231H6ZM24 232V231H23ZM35 232V231H34ZM139 232V233H140ZM170 232V231H169ZM168 232V233H169ZM227 232V231H225ZM10 233V232H9ZM18 233V232H17ZM17 233L15 235H17ZM83 233V232H82ZM156 232L155 234H157ZM176 233V232H175ZM179 232L177 235H173L170 237V242L167 243L169 244L170 252H172V255L174 258L175 256H180L184 260L186 258H192V254L195 252L193 251L192 245H191V240L188 239V236L182 235ZM261 233V235L259 234ZM28 234V233H27ZM30 234V231H29ZM87 234V233H86ZM163 234V233H162ZM174 234V233H173ZM193 234V232H192ZM226 234V233H225ZM224 234V236H226ZM230 234V233H229ZM31 235V234H30ZM138 235V234H137ZM165 235V234H164ZM167 235V234H166ZM237 235V236H236ZM81 236V235H80ZM142 236V235H141ZM185 236V238H184ZM196 236V235H195ZM193 236V237H195ZM228 236V235H227ZM23 237V236H22ZM30 237V236H29ZM44 237V236H43ZM84 237V236H83ZM154 237V234H153ZM156 237V236H155ZM177 237V239H175ZM192 237V239H193ZM247 237V236H246ZM16 238V237H15ZM85 237L86 239H88ZM161 238L163 241L168 239L166 236L160 235L157 236V239ZM191 238V237H190ZM226 238V237H225ZM83 239V238H82ZM102 239V238H101ZM115 239V238H114ZM113 239V241H114ZM145 240H148L144 238ZM153 239V238H152ZM156 239V240H157ZM38 240V239H37ZM36 240V241H37ZM84 240V239H83ZM81 240V241H83ZM110 240V239H109ZM150 240V239H149ZM194 240V241H196ZM227 240V239H226ZM250 240V239H249ZM89 240H87L88 242ZM97 241V240H95ZM100 241V240H99ZM129 241V242H130ZM190 241V242H189ZM196 241V242H197ZM200 241V242H201ZM254 241V240H253ZM252 241V242H253ZM34 242V240H33ZM89 242V243H90ZM93 242V241H92ZM140 242V241H139ZM151 242V241H149ZM195 242V243H196ZM82 243V242H81ZM100 243V242H99ZM130 243V244H131ZM147 243V242H146ZM154 243V242H153ZM166 243V242H165ZM194 243V242H192ZM198 243V242H197ZM204 243V244H205ZM248 243V242H247ZM258 243V242H257ZM263 243V242H262ZM92 244V243H91ZM94 244V243H93ZM96 244V243H95ZM93 246V251L95 253L94 257L96 254H102L105 252V250L101 247V245L98 246ZM101 244V243H100ZM143 244V243H142ZM151 244V243H150ZM162 244V243H161ZM160 244V245H161ZM201 244V243H200ZM250 244V243H249ZM138 245H140L138 243ZM256 245V243H255ZM14 246V244H13ZM104 246V245H103ZM107 246V244H106ZM110 246V245H109ZM131 246V245H130ZM195 246V244L193 245ZM200 246V245H199ZM203 246V245H202ZM251 246V245H250ZM258 246V245H257ZM264 246V245H263ZM84 247V246H83ZM88 247V246H87ZM90 247V246H89ZM133 247V246H132ZM146 247V246H142ZM149 247V246H148ZM147 247V248H148ZM196 247V246H195ZM194 247V248H195ZM198 247V246H197ZM201 247V246H200ZM234 247V246H233ZM32 248V247H30ZM85 248V247H84ZM106 248V247H105ZM150 248V247H149ZM203 248V247H202ZM228 248V249H227ZM252 248V247H251ZM250 248V249H251ZM262 248V246H261ZM86 249V248H85ZM92 249V248H91ZM108 248H106L107 250ZM140 249V248H139ZM248 249V245L246 247ZM249 249V251H250ZM254 249V248H253ZM264 249V247H263ZM29 250V249H28ZM147 250V249H146ZM168 250V249H166ZM252 250V249H251ZM153 251V250H152ZM248 251V252H249ZM263 251V250H262ZM91 252V251H90ZM159 252V251H158ZM165 252V251H164ZM168 252V251H167ZM234 252V251H233ZM253 252V250L251 251ZM106 253V252H105ZM104 253V254H105ZM110 253V252H109ZM144 253V252H143ZM155 253V252H154ZM157 253V252H156ZM173 253H175L173 255ZM236 253V252H235ZM234 253V254H235ZM261 253V252H260ZM92 254V253H90ZM111 254V253H110ZM115 254V253H114ZM196 254V253H195ZM194 254V255H195ZM249 254V253H248ZM257 254V253H256ZM107 255V254H106ZM119 255V254H118ZM140 255V254H139ZM144 255V254H143ZM153 255V253H152ZM156 254L153 256L155 257ZM170 255V254H169ZM193 255V256H194ZM201 255V254H200ZM236 255V254H235ZM264 255V254H263ZM101 256V255H100ZM98 256V257H100ZM120 256V255H119ZM123 256V255H122ZM142 256V254H141ZM145 256V255H144ZM143 256V257H144ZM148 256V254H147ZM176 256V257H177ZM196 256V255H195ZM199 256V255H198ZM238 256V255H237ZM245 256V254L243 255ZM250 256V255H249ZM252 256V255H251ZM256 256V255H255ZM93 257V256H92ZM104 257V256H103ZM109 257V256H107ZM106 257V258H107ZM142 257V258H143ZM152 257V256H149ZM153 257V258H154ZM240 257V256H239ZM248 257V255H247ZM253 257V256H252ZM116 258V257H114ZM129 257H126V260ZM146 258V257H145ZM227 258V257H226ZM229 258V257H228ZM237 258V257H236ZM242 258V257H241ZM96 259V258H95ZM109 259V258H107ZM148 259V258H147ZM173 259V258H172ZM177 259V258H175ZM240 259V258H239ZM255 259V258H254ZM262 259V257L260 258ZM83 260V259H82ZM111 260V259H110ZM126 260L124 262H126ZM244 260V258H243ZM105 259L101 257V259L98 260L99 263L104 262ZM117 263L121 264L124 263L120 258L117 257L116 259ZM144 261V259H143ZM151 261V259L149 260ZM155 261V260H154ZM174 261V259H173ZM204 261V262H205ZM238 261V260H237ZM257 260H255L256 262ZM264 261V259H263ZM79 262V261H78ZM83 262V261H82ZM109 262V261H108ZM107 262V263H108ZM129 262V261H128ZM140 262V261H139ZM152 262V261H151ZM151 262L145 261L144 264H152ZM156 262V261H155ZM154 262V264H155ZM172 262V261H170ZM178 262V261H177ZM196 262V261H195ZM245 262V261H244ZM254 262V263H255ZM259 262V261H257ZM84 263V262H83ZM113 263L114 260H113ZM142 263V262H141ZM224 263V262H223ZM94 264V263H93ZM98 264V263H97ZM139 264V263H138ZM170 264V263H169ZM173 264V263H172ZM175 264V263H174ZM181 264V263H179ZM196 264V263H195ZM231 264V263H230ZM253 264V263H252ZM256 264V263H255ZM262 264V263H261Z\"/></svg>",
	"mask_w": 264,
	"mask_h": 264
}]
</instances>
